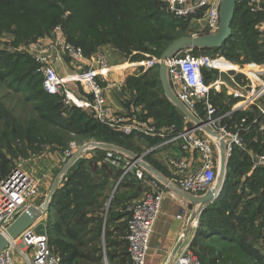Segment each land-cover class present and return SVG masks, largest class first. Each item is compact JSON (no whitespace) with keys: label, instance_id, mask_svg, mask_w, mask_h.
<instances>
[{"label":"trees","instance_id":"trees-1","mask_svg":"<svg viewBox=\"0 0 264 264\" xmlns=\"http://www.w3.org/2000/svg\"><path fill=\"white\" fill-rule=\"evenodd\" d=\"M19 20H28L38 29H43L41 32L60 26L65 39L81 47L87 58L106 46L129 57L138 49L146 47V43L157 46L159 53L163 54L173 42L189 36L187 32L190 24L188 20L169 18L157 0H0V33L10 29ZM152 21L157 25H151ZM262 23L264 13H253L247 2H238L231 25L233 34L227 43L221 49L193 50L190 53L197 56L220 53L236 64H262L264 45L259 42L258 33ZM242 56L244 59L240 60ZM140 58L135 56L131 60L137 62ZM37 70L38 64L29 55L0 51V84L14 93H30L25 99L27 103H40L35 109L37 118L23 120L0 98V181L10 174L15 162L28 157L30 151L56 146L64 152L72 142H76L75 138L108 143L96 149L98 155L89 160L79 159L69 170L63 180L65 184L56 190L51 200L47 224L50 246L60 257L61 264H104L100 247L102 234L98 225L100 219L94 221L99 226V232L89 239L88 225L92 218L89 213L93 210L101 212L102 203L123 174V167H116L107 161V149L104 146L113 145L139 154L144 148L153 147L160 139L141 134L124 135L99 123L89 111L80 108L69 110L71 114L64 117L61 114L62 108H65L62 97L50 95L44 90L43 76ZM26 72L36 73L37 80L29 79ZM203 74L206 83L210 84L217 79L218 72L204 70ZM127 88L142 92L136 103L144 104L145 110L159 126L176 125L178 130L184 129V121L177 108L164 95L160 76L154 70L137 79L130 77ZM223 94L228 95L226 91L220 94L212 92L211 95L214 106L221 114L229 112L222 107ZM230 100V106L238 102L231 96ZM254 108L260 115L258 123H254L252 116L243 117L246 115L240 112L235 117L234 112L233 117L224 122L236 131V126L246 119L251 130L244 134V149L236 147L229 158L230 171L227 172L220 197L201 213L190 248L198 249L202 264H264V254L255 245L264 236V220L256 226L254 222L258 217L264 218V168L253 171L243 186V190L250 189L253 194H259L257 199L245 204L241 199L238 204L234 191L239 185L232 182L233 176L244 174L252 167L248 152L264 153V115L257 106L251 109ZM144 159L164 173V168L154 159L152 152ZM145 184L133 175H128L121 180L115 193L123 187L127 190L135 186L131 188L133 191L127 192L132 193L129 196L133 199L134 190L139 187L142 189V186L144 188ZM122 216L129 219L130 212ZM252 230L254 236L246 235ZM126 236L127 224L118 264H131ZM232 252L244 260L236 259Z\"/></svg>","mask_w":264,"mask_h":264},{"label":"built area","instance_id":"built-area-1","mask_svg":"<svg viewBox=\"0 0 264 264\" xmlns=\"http://www.w3.org/2000/svg\"><path fill=\"white\" fill-rule=\"evenodd\" d=\"M166 15L178 20H193L199 17L205 23L201 34L204 36L216 34L220 28V9L222 0H157ZM247 2L253 13H264V0H237ZM264 33V23L260 25ZM25 52L38 64V73L43 76L44 90L55 96L62 97L67 111L80 108L89 111L101 124L110 129L130 136L141 134L145 137L159 138L161 147L176 145L182 153L198 155L199 166L192 169L189 160L174 158L169 166L174 178L164 183L141 166L145 155L137 159L118 151L107 149V161L116 167L124 163L123 174L117 183L128 175L147 184L149 191L142 200L130 209L127 223V242L131 264H146L150 251V241L156 223L160 217L164 195L169 189L174 191L173 185L183 193L200 197L208 193L217 180L214 143L216 141L206 135L201 127H188L192 123L186 117L185 127L178 130L176 125L157 127L150 121L138 118L136 115L118 112L108 105L105 81L114 71L107 55L99 51L91 58H87L81 47L69 43L60 26L56 27L52 37L48 40H37L28 45ZM67 58L75 71L62 77L57 70V63ZM88 61V62H87ZM222 63H229L223 57L209 55H193L190 51L177 54L167 61L169 77L173 89L181 102L201 121L216 133L220 134L227 144V158L232 156L236 147L244 149V134L251 130L246 119L236 126V131L230 129L225 120L234 112L244 108L257 106L264 115V62L251 63L242 69L247 76V84H229L220 77L210 84L206 83L203 71L215 70L219 74H227L237 70L223 69ZM160 60L157 61V65ZM227 94L238 99L237 106L231 112L221 114L212 102V92ZM256 123V122H255ZM262 130H264V125ZM217 144V143H216ZM80 149L76 142L63 152L62 163L65 166ZM252 162L264 167V153H251ZM48 175L36 178L34 171H27L15 165L10 174L0 181V239L6 238L8 244L0 250V264H16L15 256L27 258L24 264H61L60 257L50 246V238L45 232L37 234L35 226L26 229L18 239H12L10 230L18 218L35 203L40 196L41 182L46 181ZM40 206V205H39ZM37 206V207H39ZM47 213V212H44ZM182 218V215L179 216ZM19 242V243H18ZM18 251V252H16ZM31 252L32 256L29 257ZM166 264H202L190 245L170 257Z\"/></svg>","mask_w":264,"mask_h":264},{"label":"rangeland","instance_id":"rangeland-1","mask_svg":"<svg viewBox=\"0 0 264 264\" xmlns=\"http://www.w3.org/2000/svg\"><path fill=\"white\" fill-rule=\"evenodd\" d=\"M169 18H171V16H169ZM198 20H200V21L194 22L193 20H188L190 22V24L188 26V32H187L189 34V36H196V35H199L202 33L205 23L202 21L201 17H199ZM150 23L153 26L157 25L156 22H153V21ZM57 26L58 25L50 28L46 32H41V31H43V29H38L36 26L32 25L28 20L26 22H21L19 20L17 23L13 24L10 27V29H7V30L0 33V51L5 52V53H10L13 55L28 56V54L25 52V49L28 47V45L31 44L32 42L39 40V39L48 41L52 37V33ZM258 33L260 35L259 36V42L264 45V33L260 30L258 31ZM145 46L146 47L138 49L137 52H134L129 57H126L125 55L119 53L117 50H115L111 46L103 47V48L99 49L98 52L109 47L110 48V54H113L111 62H113V64L118 66L115 68L114 65L110 64L112 67H114L113 68L114 72H116L117 75H121L123 73L124 74H130L129 76H127V80L132 76V74H133V76L131 78L137 79L138 77L142 76L144 73H147L148 71H151V70H154L155 74L160 73V67H159V65H157V61L160 60L162 54L159 53L157 46H152L149 43H146ZM102 52H104V51H102ZM95 54H97V53H95ZM108 56H109V54H108ZM135 56L141 57L140 61L133 62L131 59H133V57H135ZM212 57H216V58L217 57H223L227 62H229L230 66L232 68L235 67L234 65L239 66V68L237 70H233V71L229 72L228 75L218 73L217 78L220 77L221 79L226 80L231 85H235L234 82H236L240 85H246L248 83L247 82V76L244 74V71L242 69L245 67V65H248L251 63L236 64L235 62L229 61L224 54H220V53H217ZM243 59H244L243 56L240 57V60H243ZM26 74L28 75L27 77L29 79L35 78L37 80L36 77L38 75L36 73L30 74V73L26 72ZM127 80L125 79V81H124V83L126 82V85L124 86V87H126L125 89H128L127 88ZM9 82H10V80L7 81L6 84H8ZM119 83H121V81H119ZM209 83H210V81H209ZM33 92H34V89L32 88L31 94H33ZM141 94H142V92L138 91L137 89H133V90L131 89L130 90V88L128 89L127 93H124L125 101L126 102L131 101L128 104H125L123 102L124 105L129 108L128 110H130V103L132 105H134L135 108H138V106H140L139 109H142V106H141L142 104H137V103L134 104V101H137L138 97L141 96ZM223 95H224V97H223L222 102H223L224 106H222V107L224 110H229V112H231V110L233 108H235L238 103H235V104H233V106H230V104H231L230 96L225 95V94H223ZM26 96H30V93H24V94L23 93H14L12 90L7 89L5 85L0 84V98H2L4 100L6 105L18 117L22 116L24 118L23 120H30L31 118H37V114L35 112V109H37V107H39L40 103L37 101H31V102L27 103L25 101ZM118 97H119V95L117 96V98ZM127 98H129L130 100H128ZM34 99H32V100H34ZM251 108L252 107H250L249 109L241 108V109L237 110L233 114V116L240 112V113H243V115H246L243 117L252 116L254 123L255 122L258 123V121H259L258 118L260 117L258 110L256 108H254V109H251ZM143 109H142L143 111L141 114L135 113V115L138 118L150 121L159 128L164 127V126H168V125L159 126L157 124V121L155 120V118L150 116L149 112H147L145 110V108H143ZM160 109L163 110V107H161ZM61 114L64 117H68V115H70L71 112H68L65 108H62ZM233 116H231V117H233ZM154 139H157V138H154ZM74 141H76V143L79 145L80 148H85V150L87 151L86 153L88 156L81 158V159H85V160L91 159V158H89L90 156L93 158L96 155H98V153L96 152V149H91V147H93L96 144H102V145L108 144L104 141L96 140V139H77V138H75ZM160 142H157L153 147H152V145H150V147L144 148L141 151L142 153H139V154L134 153V152L133 153L136 155H145V157H146V155L149 152L158 151L160 149H163V147L160 146ZM62 153H63V150H61L60 148H58L56 146H45V147H43V149L41 148L40 151H30L29 152L30 155L28 157L18 159L15 162V165L17 164L27 171H35V169L39 170V168L41 166L40 164L41 163L43 164V162H44L45 168H46L45 170L51 171L52 178L50 179V183H51V185H53L55 178L62 171V167H63V165L61 164ZM164 165H165V163H164ZM120 166L124 167V164L121 163ZM258 168H264V167H259V166L255 165L254 162H252V167L249 169L248 172L241 174L239 176H233L232 182L239 185L237 190L234 191V193L237 194V197H238V199H237L238 204H239V201L241 199H242V203L245 204L247 201H251V200L258 198L259 194H253L250 191V189H248L246 191L243 190V186L247 182V179L250 177V175L253 173V171H255ZM68 172H67V174H68ZM65 176H64V178H65ZM218 180H219V174L217 175V180H216L214 187H217ZM64 184H65V181H63L61 186H63ZM131 188L134 189L135 186H133ZM116 189H117V185L114 186V188L112 186L111 190L108 193V198L106 200H104V202L102 203L101 212H97V211L93 210L92 212L89 213V217H92V218H90V222L88 225V229H89V236L88 237H89V239L95 237V234L97 232H99V230H97V228L99 227L98 225H100V231L102 234V237H101L102 242H101L100 247L103 251V262H104V264H118V262H119L118 257L120 256L121 250L123 248L122 246L124 245L123 239H125L124 236L126 233V224H127V220H128L126 217H123L122 215L129 213V209L135 204L134 203L135 201L131 198V196H129L132 193L131 194L127 193V190H125L126 188L123 187L117 193H115ZM137 191L139 192L137 194V196L139 198H141L143 195H146L148 193L149 188H148L147 184H145L144 188L142 186V189H140V187H139L138 190H134V192H133L134 195L136 194ZM115 194H116V196H115ZM114 196H115V199H113ZM137 196H136V198H138ZM219 197H220V192L218 193L217 198L213 202H215ZM109 199H110V201H109ZM232 199L234 200V198H232ZM97 218L100 219L98 225L94 224V221ZM263 220H264V218H259V217L256 218V220L254 221L255 226L258 225V223L260 224V222H262ZM256 229H257V227H256ZM45 230H46L45 226L43 224H41V226H39L37 229V234H42L45 232ZM246 235L254 236L253 230H252V232H249ZM255 245L264 254V236H262V238H260L259 241L257 243H255ZM192 251L200 258V253L198 252V249H193ZM16 252H18V251H16ZM29 255H30L29 257L31 258V256H32L31 252L29 253ZM232 255L236 259H240L241 261L244 260L236 252H232ZM15 259L20 260V262H22L23 264L27 261V258L23 259L19 255H18V257L15 256ZM224 263L225 262H222L221 264H224ZM248 264H255V263L248 262Z\"/></svg>","mask_w":264,"mask_h":264},{"label":"crops","instance_id":"crops-1","mask_svg":"<svg viewBox=\"0 0 264 264\" xmlns=\"http://www.w3.org/2000/svg\"><path fill=\"white\" fill-rule=\"evenodd\" d=\"M108 48H105L104 50H101V51H104V53H106L107 58L109 57L108 58L109 63L111 65H114V67L116 68L118 66H116L115 64H113V62H111L113 54H110V48L109 49ZM107 53L109 54V56ZM91 57H89V58H91ZM56 66H57V70H58L59 75L62 77H66L67 75H70L75 71V69L70 65V62L67 58H65L63 62L57 63ZM114 67H112V68H114ZM129 75L130 74H124V73L121 75H117V73L113 71L110 74L109 78L105 81V83L103 85H104L105 90H106V97H107L108 105L118 112L128 113L129 115H134L135 113L141 114L142 111L144 110L143 108H145L144 104L141 105L143 110L139 109L140 106H138V108H135L134 105H132L131 103H130V110H128L129 108L124 105V103L128 104L129 102H131V101L126 102L124 99L125 98L124 93L128 92V89H125L126 87H124L126 85V82L124 83V81H125V79L127 80V76H129ZM132 76H133V74H132ZM119 81H121V83H119ZM218 94H220V92ZM118 95H119V97L117 98ZM127 99L130 100L129 98H127ZM135 103H136V101H134V104ZM233 109L231 111H233ZM146 111H148V110H146ZM160 141H161L160 142V144H161L162 140H160ZM213 146L215 148L216 156L218 157L215 170H216L217 174H219L221 171V147L216 143H214ZM91 149H97V147H91ZM86 152L87 151L85 150V152L81 158L88 156ZM152 153H153L154 159L159 164H161L162 167L164 168L165 174L163 172L155 169L150 163L145 161L148 165H150L151 167H153L155 169V171L158 173V175L160 177L150 173L148 170H147V173L152 174V176H154V178L165 179L168 181H171V179L174 178V173L169 166L170 160H172L174 158L187 159V160H189L192 169H196L199 166V162H200L198 155H191V157H190L189 155L182 153L180 148L176 145L165 146V147H163V149H160L158 151H153ZM62 157H63V153H62ZM89 158H92V157L90 156ZM164 163H165V165H164ZM61 164L63 165L62 158H61ZM40 165L41 166H40L39 170L35 169L34 176L36 178H42V176L48 175V178L46 181L41 182L40 196L35 203L36 207L39 205L41 206L46 202L47 197L50 194L52 186H53L50 183V179L52 178L51 171L45 170L46 168H45L44 162H43V164L41 163ZM73 166L74 165H72L71 168ZM63 168H64V165H63L62 169ZM228 171H230V169L227 166L226 172H228ZM66 175H67V173H66ZM56 178H55V180H56ZM63 180H64V178L62 179L58 188H60V186L62 185ZM54 182H53V184H54ZM172 189L174 191H171L169 189L168 191H166V194L164 195L161 214H160V217L156 223L154 232H153L152 237H151L150 251H149V254L147 256L146 264H166L167 261L170 259V257L173 256V253H178L179 251H181L182 249H184L188 245H191V242L195 236V232L198 229L201 214H198L196 216V219L194 220V224H192V217H193V214L198 213L201 209H203L202 205L200 203L195 202L191 198H189L187 196V194H185L181 190H179L177 186L173 185ZM128 191H133V190L130 188V189H127V192ZM137 194H138V191L136 192L135 197L133 198V200L135 201L134 203L139 202L145 196V195H143L141 198H139L137 196ZM136 196L138 198H136ZM110 199H109V201H110ZM49 214L50 213L47 210V213H43L40 216L39 220L33 225V226H35L36 233H37L38 227L41 226V224H43L45 227H47V224L50 220ZM180 215H182L181 219L179 218ZM16 257H17V255H16ZM15 260H16V264H23L22 262H20V260H18V259H15Z\"/></svg>","mask_w":264,"mask_h":264},{"label":"water","instance_id":"water-1","mask_svg":"<svg viewBox=\"0 0 264 264\" xmlns=\"http://www.w3.org/2000/svg\"><path fill=\"white\" fill-rule=\"evenodd\" d=\"M237 0H222L221 9H220V28L216 34L204 35V36H186L182 37L175 42H173L162 54L160 58V80L162 83L163 91L166 98L172 103L174 107L177 108L178 114L182 120L186 117L192 123V127H201L203 132L208 135L210 138L214 139L216 143L221 147V171L219 173V180L217 187H213L208 193L202 197H196L190 194H187L189 198L194 200L197 203L202 205L204 209L207 205L212 203L216 198L219 192H221L223 185L226 180V170L228 166L227 158V144L224 141L223 137L216 133L214 130L205 126L204 122L198 119L191 111L186 107V105L179 100L177 97L169 77V69L167 66V61L174 58L177 54L184 51H193V50H213L221 49L227 41L232 37V22L235 17ZM102 144H96L93 147H102ZM104 148L118 151L130 156L132 159H137L139 155H136L130 151L118 148L113 145L104 146ZM85 148H80V150L75 154V156L64 166L61 173L57 176L50 194L47 197L46 202L39 207H30L28 208L16 221L14 226L10 230V236L12 239L18 238L26 229L32 227L40 218V216L47 212L49 209L51 200L58 189L62 179L71 168L84 154ZM141 166L148 170L150 173L160 177L153 167L148 165L145 161L140 162ZM160 179V178H159ZM164 183H169L168 180L160 179ZM186 194V193H185ZM203 209L198 213L193 214L192 224L198 214H201ZM8 244L6 238L0 239V250ZM176 253H173V256Z\"/></svg>","mask_w":264,"mask_h":264},{"label":"bare ground","instance_id":"bare-ground-1","mask_svg":"<svg viewBox=\"0 0 264 264\" xmlns=\"http://www.w3.org/2000/svg\"><path fill=\"white\" fill-rule=\"evenodd\" d=\"M221 67H222L223 69H232V67L230 66L229 63H222V64H221Z\"/></svg>","mask_w":264,"mask_h":264}]
</instances>
